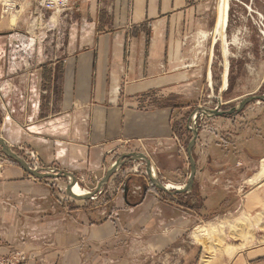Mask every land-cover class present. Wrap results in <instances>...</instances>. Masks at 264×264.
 Masks as SVG:
<instances>
[{"label":"crops","instance_id":"0c3cea01","mask_svg":"<svg viewBox=\"0 0 264 264\" xmlns=\"http://www.w3.org/2000/svg\"><path fill=\"white\" fill-rule=\"evenodd\" d=\"M234 1L242 5L240 9L244 13L264 14V0H230L228 16ZM220 3L221 0L82 1L79 14L82 26L73 28L76 35L68 39L65 53L53 64L36 68L37 75L42 81L45 79L46 90L51 83L54 88L59 80L61 102L45 106L44 111L41 106L32 110L25 129L10 115L2 123L8 132L6 140L18 142L21 132L27 134L30 146L37 150L43 165L70 172L78 182L94 179L95 186L121 155L146 153L160 180L181 189L182 177L188 180L190 166L188 156L186 159L181 146L176 144V137L181 134L176 133V127L185 130L188 120L186 122L183 116L193 107L191 97L205 86L202 80L210 70V62L200 56L199 48L206 42L204 37L211 29L210 16L218 15ZM6 17L0 8V35L15 31L16 17L10 21ZM4 41L7 43L6 39ZM1 62L7 75L8 64L1 60L0 65ZM177 96L188 103L176 106ZM70 110L76 111L81 123L88 117L87 124L71 127L68 115L64 116ZM58 111L63 113L59 117ZM184 135L182 132L183 138ZM259 147L260 141L253 140L252 155L243 153L244 158L237 167L232 165L218 173L216 157L221 154V159L227 160L230 155L222 148L221 152L215 148L209 152V158L206 157L211 164L209 167L201 166L196 160L195 184L206 198L217 202L215 185L219 180L231 182L234 173L241 178L237 190L239 199L232 203V199L227 198L224 203V207L232 206V211L214 217L212 222L219 224L208 225L219 227L220 231L195 233L196 237L208 233L212 238L204 264H264V151ZM130 165L124 166L111 183ZM253 168L257 172L250 177ZM2 172L0 255L30 254L22 264L44 261L46 264H82L86 258L84 247L98 246L115 237L113 223L88 227L83 217L81 224L75 223L68 217V209L51 200L52 189L63 180L48 185L14 165H4ZM246 183H252L253 187L245 192ZM147 184L151 185L149 180ZM151 195V203H157L160 196L148 189L143 204L134 206L141 208L146 216L154 207L150 203ZM119 200L118 209L129 206L124 194ZM169 201L166 202L172 207L164 202L157 210L175 211L176 204ZM58 209L59 215H54ZM177 221L183 226L189 222ZM182 235L174 231L173 242ZM217 239L221 242L219 246ZM195 251L193 248L189 253Z\"/></svg>","mask_w":264,"mask_h":264},{"label":"rangeland","instance_id":"374dc122","mask_svg":"<svg viewBox=\"0 0 264 264\" xmlns=\"http://www.w3.org/2000/svg\"><path fill=\"white\" fill-rule=\"evenodd\" d=\"M80 5L77 4L70 11L72 14L69 12L71 15L67 19L59 18L55 20L53 22L54 28L52 25L50 28L47 25L34 23L36 16H31L30 13H27V10L18 13L12 12L5 18L10 21L13 16L16 17L15 31L0 35V61L3 60L9 67L8 74L5 75L3 62H1L0 136L4 139L7 138L8 132L4 130L5 127L2 123L3 121L5 123V119L10 115L14 121H17L25 129V126L29 123L32 110H38V107L41 106L40 109L44 111L45 106L48 107L50 104L55 105V103L61 102L59 80L58 83L55 82L54 88L51 87V83L46 90L45 79L42 81L40 75H37L36 68L53 64L65 53L68 39L73 37L72 34L76 35L73 28L82 26L79 18ZM240 7L242 5L234 1L235 9L232 7L228 16L227 56L223 51L225 44L214 42V37L211 35L217 23V15L210 16L209 22L211 23L209 26L211 29L208 32L209 34L204 37L207 45H204V43L202 49L199 48V53L200 56H204L210 62V70L206 71V77L208 72L211 71L212 86L208 90L206 77L202 80V83L205 84L204 88L202 86L198 94L191 97L193 99L190 105L193 107L184 113L183 118L186 122L193 111L198 108L215 110L217 106H220L222 110H230L249 96L264 95V14L244 13ZM5 39L7 43L4 41ZM198 44H200V40ZM226 66H228V79L227 87L223 90ZM178 98L182 99L180 96L176 97V106H183L188 103V101H180ZM9 104L10 106H8ZM75 112V110H72V112L70 110L69 114H64V116L68 115L67 120H69L71 127L83 123L80 121V116L78 117ZM59 113L61 112L58 111V114H56L58 117L63 114ZM32 116L34 117V115ZM184 129L183 131L176 127V133H181L180 136H177L179 138L178 146H181L182 154L186 156L191 132L187 129V125ZM182 132L185 134L184 138ZM21 133L22 137L18 142L7 141H10L8 143L13 151L24 158L25 151L32 149V147L30 146L29 136L23 132ZM256 139L260 141L259 150L264 151V102L250 103L236 117L201 120L194 158L195 161H200L201 166L209 167L211 164L208 159L206 160V157L211 154L209 152L213 148L221 152L222 148L230 155L227 160L221 159V154L218 157L214 155L217 162H219L215 167L216 173H218L223 168L232 165L237 167L241 158H244L243 153L252 155L254 150L250 148V144ZM2 155L0 152L1 174H3L4 165H13L8 161V158ZM187 163L189 165L188 160ZM136 166L137 164H131L127 171L123 172L117 181L113 183H111L112 178L109 185L101 194L97 195L95 200L76 202L68 198L65 195L66 181H61L59 185L53 188L52 199H50L54 202L58 198L64 200L65 205L63 204V208L68 209V217L72 218L71 221L81 224L83 217L84 224L88 227H101L108 221L114 225V238L98 246L94 244V247H84L86 258H84L82 264H204L206 254H209L210 251L208 247H211L212 238L208 236V233L199 237H196L195 233L199 231L203 235L205 230L220 231L219 227L217 229L208 226L214 220V218H211L209 211L218 205V214L215 217L222 216L224 213L220 207V202L228 198L232 199V203H236L238 183L241 179L238 173H234L233 181L221 183L219 180L218 185H215L218 188L217 202L200 195L197 192L199 188L196 184V192L193 198L186 194V197H182V203L173 202L176 204L175 211L170 209L166 213L160 212L157 208L169 199L160 195L161 193L159 194L151 185L147 184L148 189L158 194L160 198H157V203L154 201L152 204L153 194L150 196V203L154 207L146 216L147 214L143 215L141 208H134L136 204L141 202L143 193L142 187L137 183L131 188L130 205L123 206L120 209L117 207L118 200H121L123 195L120 187L122 182L126 183L128 178H133L134 182L135 180H144L148 183V180L141 177L142 172L140 171L143 170V166L139 167L137 173L134 171ZM252 170L249 173L250 177L257 172L254 168ZM185 180L187 182L186 176H183L181 186L186 184ZM95 183L96 180L87 178L84 182H79V187L86 191H93L96 187ZM139 187H141V190L135 191L137 194H133L132 191ZM225 187L228 188L229 193ZM246 187L245 192L251 190L253 185L252 183H246ZM166 205L171 206L172 204L166 202ZM59 212L58 209L53 214L59 215ZM179 219H186L189 222L183 226L180 221H177ZM212 223L219 224L217 221ZM174 231L184 234L176 238V243L173 242L175 239L171 237ZM190 236L192 237L190 238ZM216 241L219 246L221 244L220 240L217 239ZM190 247L191 249H189ZM193 248L196 251L190 254L189 251H192ZM0 257L11 258V260L19 259L17 264H22L27 261L30 254L24 252L16 255H0ZM23 259L24 261H22ZM39 264H46V262Z\"/></svg>","mask_w":264,"mask_h":264},{"label":"water","instance_id":"95a60500","mask_svg":"<svg viewBox=\"0 0 264 264\" xmlns=\"http://www.w3.org/2000/svg\"><path fill=\"white\" fill-rule=\"evenodd\" d=\"M253 102H264V95L261 96H249L242 100L238 106L230 110H211L208 108H198L193 111L188 119L187 129L191 132V139L187 145V156L190 166V174L188 180L181 189L169 190L168 185L163 183L157 173L156 167L153 161L144 153H127L120 156L107 170L106 174L102 180L97 184L93 191H89L88 194L83 196H78L74 194L73 188L79 186L78 178L70 173L63 170H56L51 168H38L32 169L26 162L25 158L21 157L18 153L14 152L10 144L6 139L0 136V152L9 160L14 161L18 166L30 177L45 182L48 185H53L54 182L63 180L66 181L65 195L75 201H89L101 194L104 189L109 185L110 180L118 173L120 170L132 162H143L146 166V172L148 176L149 183L157 190L164 194H167L173 198L177 195L190 194L192 193L195 186V179L197 175V163L194 158V149L199 137V120L202 118L213 119V118H231L236 117L241 114L250 103ZM148 186L143 189L141 202L142 203L147 196ZM130 188L126 184L124 186V200L127 205ZM87 192V191H86ZM140 203L136 204L139 205Z\"/></svg>","mask_w":264,"mask_h":264},{"label":"built area","instance_id":"2783aa9c","mask_svg":"<svg viewBox=\"0 0 264 264\" xmlns=\"http://www.w3.org/2000/svg\"><path fill=\"white\" fill-rule=\"evenodd\" d=\"M84 0H1L0 2V8L1 13L3 16H9L12 12H25L27 10V13H30L31 16L35 15V22L38 23V25H47L51 28H54L52 19L55 17V19L64 18L67 19L69 15L72 13V9L77 5L80 4ZM71 14H70V13ZM50 15V17H49ZM46 26V27H47ZM56 27V26H55ZM212 73L211 71L207 74V87L208 90L211 88V79ZM205 105V103H204ZM221 109L220 106H217L215 110ZM206 119L202 118L200 121ZM83 124H87L88 117H84L82 119ZM179 138L176 137V144L179 145ZM146 154V153H145ZM25 160L32 169H38V168H48L41 162L39 153L33 149H27L25 151ZM148 156V154H146ZM130 164H137V166L134 168V171L137 173L139 167L141 165L143 166V170L141 177L144 179H148L147 172H146V166L143 162H132ZM126 185L125 182L121 183V191L124 194V186ZM141 187L136 188V190L132 191L133 194H137L135 191H140ZM97 199L95 197L93 200ZM24 261V259L22 260ZM19 262V259H12L11 258H2L0 257V264H17Z\"/></svg>","mask_w":264,"mask_h":264},{"label":"bare ground","instance_id":"6f19581e","mask_svg":"<svg viewBox=\"0 0 264 264\" xmlns=\"http://www.w3.org/2000/svg\"><path fill=\"white\" fill-rule=\"evenodd\" d=\"M230 0H221V5H220V10L218 12L217 18V26L214 29V32L211 34L214 37V42H221L223 44H225L224 46V54L225 56H227L228 54V49H227V40H226V35H227V20L229 19L228 17V2ZM55 17L52 19V22H55ZM224 56V57H225ZM226 63V62H225ZM228 65V63H227ZM225 72H224V78H225V85H223V90L226 89V85H227V79H228V66L225 67ZM25 158V157H24ZM262 168L264 169V161L262 163ZM122 170V169H121ZM168 185V189L169 190H173V189H179V188H175L174 186L167 184ZM182 188V186H179ZM73 192L74 194L78 195V196H83L88 194L89 191L86 192V190H83L82 188H80L79 186H75L73 188ZM99 200V199H98Z\"/></svg>","mask_w":264,"mask_h":264},{"label":"trees","instance_id":"16d2710c","mask_svg":"<svg viewBox=\"0 0 264 264\" xmlns=\"http://www.w3.org/2000/svg\"><path fill=\"white\" fill-rule=\"evenodd\" d=\"M232 118V117H231ZM3 156V155H2ZM11 164H13L14 166H18V164L16 163V162H14V161H11V160H8ZM135 183H137V184H139L141 187H142V189H144L145 187H147V183L146 182H144V180H135V182H134V180H133V178H128L127 179V181H126V184L129 186V188H130V190H131V188H132V186L135 184ZM196 185V184H195ZM152 188L154 189V190H156L157 192H159V193H161V194H163L164 196H166L170 201H172V202H178V203H182L181 202V200H182V197H186V194H183V195H177L176 196V198H173V197H171V196H169V195H167V194H164V193H162L161 191H159V190H157V189H155L153 186H152ZM199 188V187H198ZM52 190H54V189H52ZM196 192V189H195V186H194V189H193V191H192V193H190L189 195H187V196H192L191 198H193L194 197V193ZM200 195H202L201 194V191H200V188L198 189V191H197ZM130 195H131V192L129 193V198H128V202H130ZM61 198V197H60ZM56 201L58 202V204L59 205H63L64 203H63V201L64 200H62V199H56ZM75 201V200H74ZM76 202H79V201H76ZM224 203H225V201L223 200L222 202H220L219 204H220V207H221V209H222V212L224 213V214H226L227 212H229L230 211V209H231V207L232 206H230V207H224ZM65 205V204H64ZM218 205L217 206H215L214 208H212L210 211H209V214H210V216H211V218H214L215 216H217V210H218Z\"/></svg>","mask_w":264,"mask_h":264}]
</instances>
